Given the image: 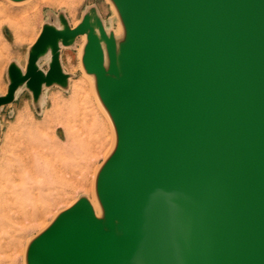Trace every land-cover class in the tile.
Here are the masks:
<instances>
[{"label": "water", "instance_id": "obj_1", "mask_svg": "<svg viewBox=\"0 0 264 264\" xmlns=\"http://www.w3.org/2000/svg\"><path fill=\"white\" fill-rule=\"evenodd\" d=\"M108 1L122 39L96 7L75 27L60 14L25 72L8 67L0 116L25 90L39 107L67 89L62 52L86 37L82 70L116 132L103 217L79 198L25 264H264V0Z\"/></svg>", "mask_w": 264, "mask_h": 264}, {"label": "rangeland", "instance_id": "obj_2", "mask_svg": "<svg viewBox=\"0 0 264 264\" xmlns=\"http://www.w3.org/2000/svg\"><path fill=\"white\" fill-rule=\"evenodd\" d=\"M65 1L33 0L19 9L0 12V96L8 89L9 65L16 62L25 71L29 48L43 25H58L60 14L75 27L89 9L96 7L107 30L119 29L108 0ZM84 42L86 37L79 38L74 47L62 52L64 70L71 75L67 89H46L39 107L25 90L1 111L3 264H25L29 243L79 198L91 197L99 169L108 157L114 136L97 104L93 85L80 67Z\"/></svg>", "mask_w": 264, "mask_h": 264}, {"label": "bare ground", "instance_id": "obj_3", "mask_svg": "<svg viewBox=\"0 0 264 264\" xmlns=\"http://www.w3.org/2000/svg\"><path fill=\"white\" fill-rule=\"evenodd\" d=\"M30 1H33V0H26V1H24V2H20V3H18V2H14V1H11V0H0V12L1 11H3V10H5V9H13V10H16V9H19L18 7L19 6H23V4L24 3H28V2H30ZM65 4H70L69 3V0H66L65 1ZM35 9V8H34ZM115 34L117 35V37L119 38V39H122L123 37H124V28H123V26L121 25V27H119V29H117V31L115 32ZM80 57L82 58V53L80 54ZM82 69H83V66H80ZM80 68V69H81ZM23 72H25V71H23ZM84 75V74H83ZM85 77V76H84ZM89 77V80L91 81V85H94V77L93 76H88ZM87 81V80H86ZM90 86V85H89ZM90 88H91V86H90ZM91 91H92V88H91ZM93 94L95 95V93H94V91H93ZM94 95H93V97H94ZM96 96V95H95ZM95 99H96V97H94ZM98 102H97V104L100 106V109H101V111H103V112H101L102 114H104V116L106 117V119L108 120V122H109V125H110V129H111V131H112V133L113 134H111L112 135V137L114 136V139H112V141H113V143H112V146L110 147V149H109V153H108V155L110 156L111 155V153L113 152V150H114V147H115V143H116V132H115V128H114V125H113V123H112V121H111V119H110V117H109V115H108V113H107V111H106V109L103 107V105H102V103L100 102V100L98 99L97 100ZM95 177V176H94ZM92 185V184H91ZM95 190V189H94ZM93 191V190H92ZM89 202H90V204L92 205V207H93V209H94V211L96 212V215L99 217V218H102L103 217V210H102V207H101V204H100V202H99V200H98V198L96 197V195H95V193H94V191H93V194L91 195V197H89ZM72 205V204H71ZM0 264H3V262H0Z\"/></svg>", "mask_w": 264, "mask_h": 264}]
</instances>
